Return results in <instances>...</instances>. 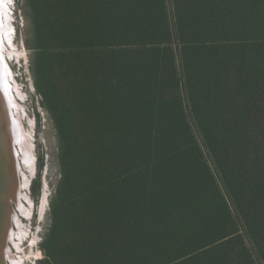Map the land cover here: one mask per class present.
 <instances>
[{"label": "trees", "instance_id": "trees-1", "mask_svg": "<svg viewBox=\"0 0 264 264\" xmlns=\"http://www.w3.org/2000/svg\"><path fill=\"white\" fill-rule=\"evenodd\" d=\"M25 1L64 110L37 264H264V0Z\"/></svg>", "mask_w": 264, "mask_h": 264}, {"label": "rangeland", "instance_id": "rangeland-1", "mask_svg": "<svg viewBox=\"0 0 264 264\" xmlns=\"http://www.w3.org/2000/svg\"><path fill=\"white\" fill-rule=\"evenodd\" d=\"M9 7L13 36L11 43L4 40L2 45L5 46L4 52L12 53L6 55V59L14 80L19 86V91L23 94L22 99L16 98L25 111L23 124L32 135L35 161L32 172L28 165L21 162L22 173L29 177L30 183L27 188L20 189L22 194L27 195L29 201L23 197L19 200L28 212L22 214L15 201L12 200L11 206L13 205L17 212L24 232L18 237L15 236L13 242L8 241V244L11 253L18 260V264H37L44 258L43 249L47 247V251H50L53 248L52 244L45 245L44 239L51 228L53 205L55 206L57 202L54 194L61 178L58 162V126L60 123L57 116L60 117L59 113L64 114V110L54 103L53 96L51 100L53 111L48 109L45 98L35 85L31 50L26 46L31 29L28 19L31 12L30 5L25 0H11ZM31 44L32 42H30ZM65 121L69 125L70 122L67 118ZM44 196L47 202H43ZM13 227L15 234H19L20 226L13 223Z\"/></svg>", "mask_w": 264, "mask_h": 264}, {"label": "bare ground", "instance_id": "bare-ground-1", "mask_svg": "<svg viewBox=\"0 0 264 264\" xmlns=\"http://www.w3.org/2000/svg\"><path fill=\"white\" fill-rule=\"evenodd\" d=\"M10 1L0 0V264L19 263L11 253L8 241L13 242V238L22 234L24 229L11 204L12 200L15 201L20 212L27 214L28 210L19 199L23 197L29 201L20 189L27 188L30 179L22 173L21 162L32 172L35 161L32 135L23 124L25 111L17 101L23 94L6 59V55L12 53L4 52L5 46L2 45L4 40L11 43L13 36ZM43 202H47L45 196ZM13 223L20 226L19 234H15Z\"/></svg>", "mask_w": 264, "mask_h": 264}]
</instances>
